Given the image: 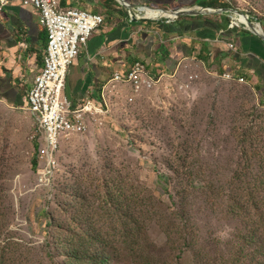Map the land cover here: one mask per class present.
Listing matches in <instances>:
<instances>
[{"label":"rangeland","instance_id":"374dc122","mask_svg":"<svg viewBox=\"0 0 264 264\" xmlns=\"http://www.w3.org/2000/svg\"><path fill=\"white\" fill-rule=\"evenodd\" d=\"M220 1L264 28V0ZM167 70L149 89L109 88L103 124L66 138L42 183L32 118L0 100V264H71L54 238L73 236L108 264L254 261L251 228L228 207L260 190L264 83L198 61Z\"/></svg>","mask_w":264,"mask_h":264},{"label":"crops","instance_id":"0c3cea01","mask_svg":"<svg viewBox=\"0 0 264 264\" xmlns=\"http://www.w3.org/2000/svg\"><path fill=\"white\" fill-rule=\"evenodd\" d=\"M6 1L0 12V100L21 108L42 67L47 40L32 6L20 0ZM124 1L176 11L202 8L199 3L209 0ZM59 5L63 10L77 8L103 17L102 25L67 71L64 94L73 105L86 97L99 99L113 72L128 71L136 62L154 72L155 78L159 74L160 79L166 76V69L176 75L186 63L198 61L205 68L223 67L242 80H257L259 87L264 83L263 40L252 32L229 28L222 14L181 16L170 22L130 20L128 10L115 0H59ZM230 44L237 50L231 51Z\"/></svg>","mask_w":264,"mask_h":264},{"label":"built area","instance_id":"2783aa9c","mask_svg":"<svg viewBox=\"0 0 264 264\" xmlns=\"http://www.w3.org/2000/svg\"><path fill=\"white\" fill-rule=\"evenodd\" d=\"M30 5L38 15V23L46 33V47L42 57V67L34 77L25 97V105L20 109L32 118V140L37 151L38 183L48 181L57 162V154L62 143L71 135L87 132L93 123L103 124L109 88L129 85L135 92L154 87L160 82L147 71L142 62H136L128 71H115L102 86L99 99L86 97L73 105L64 94L65 78L69 67L86 46L91 34L103 23L99 14H90L77 8L61 9L59 0H20ZM7 5L0 0V12ZM155 10L140 7L137 12ZM137 12L127 11L130 20H159L154 17H136ZM247 16V15H246ZM250 20V17L247 16ZM166 19V18H165ZM169 22L170 19H167ZM177 20V19H175ZM262 30L260 24L253 23ZM243 27L247 23L231 20L229 28ZM231 51H236L233 44ZM230 77V74H225ZM243 80L240 78V82Z\"/></svg>","mask_w":264,"mask_h":264},{"label":"trees","instance_id":"16d2710c","mask_svg":"<svg viewBox=\"0 0 264 264\" xmlns=\"http://www.w3.org/2000/svg\"><path fill=\"white\" fill-rule=\"evenodd\" d=\"M199 6L202 8L210 9H229L226 3L220 0H209L208 2H200ZM264 30V28H263ZM250 33L249 31H244L243 33ZM262 103V102H261ZM263 152V155L261 153ZM248 151L246 147H243V155L248 157ZM261 155V156H260ZM253 156H260L258 161V170L261 175L258 176L256 182L259 185V192L254 196L251 194L241 195L239 197H232L229 200L230 204L228 207L229 213L235 215V217L240 218L247 226H250V233L245 236L246 245L249 247H254L256 251V256L251 264H264V148L261 152L255 153ZM33 168L36 166V161L32 164ZM240 177L236 176L234 183L239 181ZM188 193V191H186ZM186 194L182 190L178 191L177 200L179 204V209L182 210L184 202L186 201ZM86 229H82L85 232ZM87 234H92L93 230L87 228ZM80 234L81 229H80ZM94 236V235H93ZM54 243L61 246L62 249L67 253V257L71 264H108L109 259L105 258L103 255H96V251L89 252L85 251L81 253L82 246L84 245L79 238V236H73L68 238L56 239L54 238ZM99 243L97 237L94 236L91 245L93 248L94 244Z\"/></svg>","mask_w":264,"mask_h":264},{"label":"water","instance_id":"95a60500","mask_svg":"<svg viewBox=\"0 0 264 264\" xmlns=\"http://www.w3.org/2000/svg\"><path fill=\"white\" fill-rule=\"evenodd\" d=\"M122 8L128 10V11H133L137 12V10L140 7L143 6H134V5H129L127 4L124 0H115ZM146 7V6H144ZM151 10L158 11L160 13L168 14L169 16H164L166 19H170L171 21H175V19L180 18L181 16H199V15H207V14H226L229 17H232L234 19V14L235 15H244V14H239L233 10H228V9H210V8H197V9H184V10H176V11H168V10H157L153 9L150 7H146ZM247 20V26L249 27V31L257 35L259 38H261L264 42V34L258 33L254 30V24L247 18L246 15H244Z\"/></svg>","mask_w":264,"mask_h":264},{"label":"bare ground","instance_id":"6f19581e","mask_svg":"<svg viewBox=\"0 0 264 264\" xmlns=\"http://www.w3.org/2000/svg\"><path fill=\"white\" fill-rule=\"evenodd\" d=\"M127 11V10H126ZM125 11V12H126ZM136 17H143V16H146V17H154V18H161V17H164V16H169L168 14H164V13H160V12H154V11H147V12H137L136 13ZM234 16V19L239 22V23H247V20H246V17L244 15H233ZM254 30L258 33H261L262 34V30L259 28V27H256L254 26Z\"/></svg>","mask_w":264,"mask_h":264}]
</instances>
